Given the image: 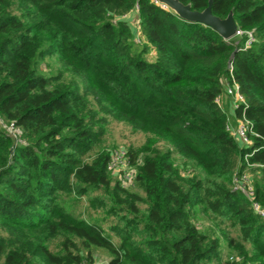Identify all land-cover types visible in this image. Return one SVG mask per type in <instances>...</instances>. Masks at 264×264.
Masks as SVG:
<instances>
[{"label":"trees","instance_id":"16d2710c","mask_svg":"<svg viewBox=\"0 0 264 264\" xmlns=\"http://www.w3.org/2000/svg\"><path fill=\"white\" fill-rule=\"evenodd\" d=\"M178 1L197 12L211 1L255 42L242 50L245 37L226 41L150 0H0V264H78L95 249L110 264H264V219L232 188L236 171L258 172L264 207V168L244 159L254 151L248 163L264 166V0ZM133 11L131 26L121 18ZM230 60L249 148L215 101ZM112 121L147 135L128 149L132 189L106 170ZM82 197L117 242L70 211Z\"/></svg>","mask_w":264,"mask_h":264},{"label":"built area","instance_id":"2783aa9c","mask_svg":"<svg viewBox=\"0 0 264 264\" xmlns=\"http://www.w3.org/2000/svg\"><path fill=\"white\" fill-rule=\"evenodd\" d=\"M153 4L159 6L161 9L170 10L165 4L158 0H150ZM171 11V10H170ZM242 37H245L242 50L249 48L254 42L255 38L251 31H242L237 28L235 35L226 41L235 40L238 41ZM138 42V40H137ZM228 78L222 80V93L216 97V103L222 108L221 97L227 96L230 101V109L236 119L235 125H231L229 118L227 117L226 130L237 141L240 147L249 148L252 145L250 135H255L252 132L250 122L245 119L244 116L237 118L235 111L245 104L244 96L239 92L237 83L234 80L232 74V61L230 60L227 65ZM225 112V111H224ZM227 115V114H226ZM7 130L15 135L13 125H9ZM254 151L250 154H246L244 159L247 162L249 168H264L263 165L249 164L248 159L252 156ZM106 170L111 178L116 181L122 189H132L135 185L137 168L131 162L128 149L125 148H112L109 150V159L107 162ZM232 188L234 191L244 194L251 203L253 212L260 218L264 219V207L255 199V191L253 186V178L249 171L240 173L236 171L232 179ZM109 257H98L93 255L92 259H84L78 264H110ZM238 260V258H236Z\"/></svg>","mask_w":264,"mask_h":264},{"label":"rangeland","instance_id":"374dc122","mask_svg":"<svg viewBox=\"0 0 264 264\" xmlns=\"http://www.w3.org/2000/svg\"><path fill=\"white\" fill-rule=\"evenodd\" d=\"M148 60H151V55H147ZM42 68L44 69L43 74H55L58 69V64L53 61L48 65L42 63ZM147 141V135L139 132H133L127 124L117 123L112 121L108 126V131L104 137L102 146L108 148H125L130 149L131 147L137 148L142 146ZM252 178L257 177L258 172H249ZM89 198L82 197L79 200H74L69 202L70 211L80 216L88 221L96 223L101 229H103L111 238L113 242H117L116 238L109 232L108 228L112 220L110 218H105L101 210H93L90 206ZM193 222L198 227L200 231L207 229L210 226V222L206 217L200 213H196L193 218ZM221 253L223 260L229 257V250L227 249L225 243L221 241ZM98 257H109L107 252L102 249H95L92 253Z\"/></svg>","mask_w":264,"mask_h":264},{"label":"water","instance_id":"95a60500","mask_svg":"<svg viewBox=\"0 0 264 264\" xmlns=\"http://www.w3.org/2000/svg\"><path fill=\"white\" fill-rule=\"evenodd\" d=\"M158 1L169 7L179 18L209 27L224 40L231 39L238 28L231 13L225 19L215 17L211 12V1H209L207 8L202 12L193 11L189 6L183 5L178 0Z\"/></svg>","mask_w":264,"mask_h":264},{"label":"crops","instance_id":"0c3cea01","mask_svg":"<svg viewBox=\"0 0 264 264\" xmlns=\"http://www.w3.org/2000/svg\"><path fill=\"white\" fill-rule=\"evenodd\" d=\"M121 19L123 21L127 22L129 25L133 26L137 22V15L133 11V12L128 13L127 15L123 16ZM221 104H222V107H223L225 113L227 114V117L229 118L231 125L234 126L236 123V119H235L234 114L232 113V111L230 109V101H229L227 96L223 95L221 97Z\"/></svg>","mask_w":264,"mask_h":264}]
</instances>
